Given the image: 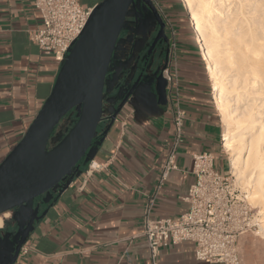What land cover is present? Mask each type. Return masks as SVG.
Here are the masks:
<instances>
[{
  "label": "crops",
  "instance_id": "crops-1",
  "mask_svg": "<svg viewBox=\"0 0 264 264\" xmlns=\"http://www.w3.org/2000/svg\"><path fill=\"white\" fill-rule=\"evenodd\" d=\"M102 1L81 0V4L93 9ZM154 3L170 24L166 27L169 45L172 38L177 44L179 105L167 91V105L160 106L154 86L146 83L166 58L167 45L161 40L155 56H159V65L152 67L104 141L96 145L93 158L82 163L64 192L60 193L61 188L52 191L33 204L41 203V214L47 213L25 244L28 252L20 253L15 264H152L143 235L149 201L154 200L152 219L179 218L190 209L184 199L196 180L193 156L210 153L219 171L222 164L229 168L212 82L195 43L187 10L179 0ZM42 25L34 0H0V164L40 111L61 68L51 54L31 41V32ZM127 35L131 36L132 31ZM127 35L123 33L122 38ZM130 41L131 37L124 40L117 54L124 72L134 71L138 63L142 65L141 58L148 51L146 46L142 55L132 54ZM118 93L108 96L111 102L119 99ZM119 96L123 97L122 93ZM178 106L186 118L177 169L158 188L174 139L173 114ZM107 126L102 125L100 135ZM93 160L105 168L88 173ZM29 208L20 211L23 217L17 216L22 223ZM15 215V211L10 212L0 226V264H10L14 254L13 233L19 229ZM156 262L209 264L196 258L191 241L162 248Z\"/></svg>",
  "mask_w": 264,
  "mask_h": 264
},
{
  "label": "water",
  "instance_id": "water-1",
  "mask_svg": "<svg viewBox=\"0 0 264 264\" xmlns=\"http://www.w3.org/2000/svg\"><path fill=\"white\" fill-rule=\"evenodd\" d=\"M132 25V27H129ZM167 24L152 0H103L96 5L79 39L61 65L52 91L19 143L0 164V216L16 212L19 229L13 233L15 264L21 249L43 220L41 203L35 201L73 182L85 160L93 158L116 119L135 96L140 84L159 65L157 45H169ZM132 31V35H127ZM125 33L127 37L122 38ZM131 37L129 51L142 55V65L124 72L117 54ZM170 46V45H169ZM152 55L151 59L148 58ZM169 52L146 83L154 86L158 104L166 106L167 81L163 71ZM140 63V64H141ZM121 66V67H120ZM119 93L115 101L108 98ZM76 114V122L63 131V120ZM108 124L103 134L102 125ZM24 223L17 216L26 207Z\"/></svg>",
  "mask_w": 264,
  "mask_h": 264
},
{
  "label": "built area",
  "instance_id": "built-area-1",
  "mask_svg": "<svg viewBox=\"0 0 264 264\" xmlns=\"http://www.w3.org/2000/svg\"><path fill=\"white\" fill-rule=\"evenodd\" d=\"M34 6L42 16L43 25L31 32V41L42 51L51 54L53 60L61 66L82 34L93 9L83 6L81 0H34ZM157 8L164 19L163 10ZM172 36L175 37V32H172ZM176 51V40L172 38L169 61L163 76L168 84L169 96L176 97L179 105L180 83ZM185 118V111L178 106L173 114L174 139L168 147L158 188L164 184L170 172L177 169L176 157L183 142ZM193 159L196 180L184 199L190 205L189 211L176 219L155 220L151 218L153 199L146 208L143 235L147 239L152 264H157L162 248L185 241L195 244L198 260L209 264H241L238 237L252 219V208L246 199V191L235 186L230 164L228 174L223 175L215 166L213 154H196ZM104 168L93 160L89 164L88 173ZM27 252L28 249L24 246L21 253Z\"/></svg>",
  "mask_w": 264,
  "mask_h": 264
},
{
  "label": "bare ground",
  "instance_id": "bare-ground-1",
  "mask_svg": "<svg viewBox=\"0 0 264 264\" xmlns=\"http://www.w3.org/2000/svg\"><path fill=\"white\" fill-rule=\"evenodd\" d=\"M182 1L212 82L232 174L250 187L264 234V0Z\"/></svg>",
  "mask_w": 264,
  "mask_h": 264
},
{
  "label": "rangeland",
  "instance_id": "rangeland-1",
  "mask_svg": "<svg viewBox=\"0 0 264 264\" xmlns=\"http://www.w3.org/2000/svg\"><path fill=\"white\" fill-rule=\"evenodd\" d=\"M152 1L154 2L155 0H152ZM181 2L184 8H186L187 13L189 15V11L186 7L185 2L182 0ZM155 6L158 7L157 5ZM175 27L178 28V26H175ZM194 36H195V31H194ZM73 118H76L75 113H73L72 115H69L68 117L65 118L66 120L65 121L63 120V121L64 123H67V121L71 122ZM70 124L68 126L61 125L60 129H62L63 131L70 129L74 123H72L71 125ZM224 131H225V128L223 126V132ZM223 150H224L226 157L228 158L230 162L229 164L231 165V160H232L231 154L226 150L225 147H223ZM220 170L223 175H226L229 172V169L226 164H222ZM232 180L238 189L240 190L243 189L244 191H246V196L248 197V191L250 190V187L247 185H240V182L237 181L235 176L233 177ZM248 202L251 204V208H252L251 223L247 228H245L243 234L238 237V244H239L238 247H239V252L241 256V264H264V236H263L264 234L263 232L260 233L261 229H260V221H259V219L261 218V215H260L261 209H260V206L252 204L249 200Z\"/></svg>",
  "mask_w": 264,
  "mask_h": 264
},
{
  "label": "trees",
  "instance_id": "trees-1",
  "mask_svg": "<svg viewBox=\"0 0 264 264\" xmlns=\"http://www.w3.org/2000/svg\"><path fill=\"white\" fill-rule=\"evenodd\" d=\"M159 1V0H158ZM180 2H181V0H179ZM193 33H194V31H193ZM194 40H195V43L197 44V42H196V38H195V36H194ZM197 46H198V44H197ZM200 51V50H199ZM204 62V61H203ZM66 119H64V121H65ZM64 121L60 124V125H65V126H68L70 123L72 124V123H74V122H76V118H73L72 120H71V122L70 121H67V123H64ZM70 124V125H71ZM64 126V127H65Z\"/></svg>",
  "mask_w": 264,
  "mask_h": 264
},
{
  "label": "flooded vegetation",
  "instance_id": "flooded-vegetation-1",
  "mask_svg": "<svg viewBox=\"0 0 264 264\" xmlns=\"http://www.w3.org/2000/svg\"><path fill=\"white\" fill-rule=\"evenodd\" d=\"M168 40H170L169 37H168ZM166 45H167V48H166V52H167L166 55H167L169 52V45L168 44H166Z\"/></svg>",
  "mask_w": 264,
  "mask_h": 264
}]
</instances>
